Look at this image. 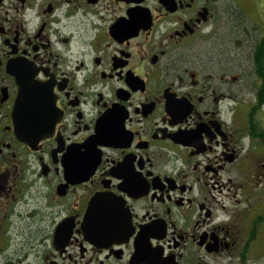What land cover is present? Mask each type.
Returning <instances> with one entry per match:
<instances>
[{"label":"flooded vegetation","instance_id":"1","mask_svg":"<svg viewBox=\"0 0 264 264\" xmlns=\"http://www.w3.org/2000/svg\"><path fill=\"white\" fill-rule=\"evenodd\" d=\"M0 264H264V0H0Z\"/></svg>","mask_w":264,"mask_h":264},{"label":"water","instance_id":"2","mask_svg":"<svg viewBox=\"0 0 264 264\" xmlns=\"http://www.w3.org/2000/svg\"><path fill=\"white\" fill-rule=\"evenodd\" d=\"M44 88L45 85L37 80H32L30 86L20 82V91L13 110L15 131L25 138L22 140L29 143L43 140L57 130L60 123L55 97L52 93L44 92ZM45 97L50 98V106L46 105ZM113 203L114 200L107 196L94 198L88 210L87 224L93 222L98 205L112 206ZM105 228L107 236L110 235L108 233L112 230V224H105Z\"/></svg>","mask_w":264,"mask_h":264}]
</instances>
